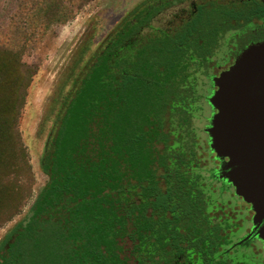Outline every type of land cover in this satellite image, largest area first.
<instances>
[{"label": "trees", "instance_id": "1", "mask_svg": "<svg viewBox=\"0 0 264 264\" xmlns=\"http://www.w3.org/2000/svg\"><path fill=\"white\" fill-rule=\"evenodd\" d=\"M36 10L50 22L61 17L58 0H38ZM157 10L138 8L125 18L57 101L41 157L48 180L27 215L0 241V264H161L163 252L165 264H176L169 240L180 229L166 225L167 213L157 207L148 215L150 194H138L142 201L136 203L132 190L155 182L158 167L181 178L183 170L160 159L202 154L198 133L189 129L184 75L210 36L202 12L194 36L154 37L131 52L125 43ZM72 11L64 12L65 18ZM219 14L213 10L211 20H219ZM37 71L0 42V227L21 213L34 182L20 120ZM176 119L180 137L173 142ZM156 197L159 203L164 194ZM188 205L187 200L182 211H189ZM196 231L205 230L196 225ZM212 256L199 263L264 264L248 253L218 261Z\"/></svg>", "mask_w": 264, "mask_h": 264}, {"label": "flooded vegetation", "instance_id": "2", "mask_svg": "<svg viewBox=\"0 0 264 264\" xmlns=\"http://www.w3.org/2000/svg\"><path fill=\"white\" fill-rule=\"evenodd\" d=\"M155 7L158 10L151 21L125 43L131 46V52H136L154 37L194 36L199 14L205 12L208 17L203 28L210 36L209 43L203 48L201 57L189 62L184 75L188 93L187 112L192 122L189 129L198 133L196 140L202 154L160 159L171 164L174 170H183V175L180 178L166 173L164 167H158L156 181L144 182L145 190H132V201L140 203L142 200L138 194H150L151 205L147 214L150 215L157 207V210L167 213L169 220L166 225L180 229L175 240H169L174 245L176 264H200L199 260L212 255L215 261L228 260L230 255L245 253L264 261V240L254 230L252 206L237 194L235 186L227 179L223 162L211 150L210 137L202 127L206 119L209 125L215 112L208 100L218 88L214 79L233 65L245 48L264 39V0H142L131 12L138 8L153 10ZM213 10H220V19L215 22L210 18ZM113 73L117 78L115 60ZM166 127L170 132L169 123ZM172 132L171 138L175 142L180 137L178 119L174 121ZM132 184L137 185L133 179ZM159 192L164 197L158 203L156 196ZM176 192L182 197L174 195ZM187 200L189 211H182ZM197 205L200 214L196 213ZM196 225L204 228V233L197 234ZM187 227L191 229L189 232L183 229ZM147 241L143 245L146 255ZM167 249L170 250L169 246ZM163 253L161 264L166 261Z\"/></svg>", "mask_w": 264, "mask_h": 264}, {"label": "rangeland", "instance_id": "3", "mask_svg": "<svg viewBox=\"0 0 264 264\" xmlns=\"http://www.w3.org/2000/svg\"><path fill=\"white\" fill-rule=\"evenodd\" d=\"M141 1L58 0L61 17L50 22L37 15L38 0H0V42L18 51L24 62L38 67L20 120L34 182L21 213L0 227V241L27 215L48 180L41 169V157L51 137L57 101L71 88L75 74L83 71ZM69 10L73 11L67 19L63 14ZM206 112L211 115L208 109ZM207 124L208 119L202 127Z\"/></svg>", "mask_w": 264, "mask_h": 264}, {"label": "water", "instance_id": "4", "mask_svg": "<svg viewBox=\"0 0 264 264\" xmlns=\"http://www.w3.org/2000/svg\"><path fill=\"white\" fill-rule=\"evenodd\" d=\"M215 110L205 131L229 182L254 211L264 240V39L245 48L214 79Z\"/></svg>", "mask_w": 264, "mask_h": 264}]
</instances>
